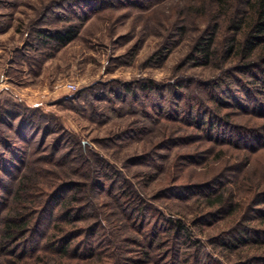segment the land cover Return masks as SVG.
<instances>
[{
  "label": "trees",
  "instance_id": "obj_1",
  "mask_svg": "<svg viewBox=\"0 0 264 264\" xmlns=\"http://www.w3.org/2000/svg\"><path fill=\"white\" fill-rule=\"evenodd\" d=\"M187 16L197 35L186 64L211 68L216 74L204 81L182 79L179 85L162 87L148 82L136 88L121 83L116 89L103 91L120 96L119 104L111 100L114 108L110 112L119 118L134 114L138 119L108 141L117 145L123 138L132 140L131 136L161 138L135 156L141 164L149 155L171 149L165 141L172 137L180 141L201 138L180 145L187 148V155L182 163L177 158L170 165L182 170V166L203 165L227 155L249 165L253 153L264 152V0H204L190 6ZM200 17H206L202 30ZM190 28L178 22L173 32L183 38ZM77 33L79 29L73 25L45 37L66 46ZM139 91L157 93L161 101L148 100L147 104ZM129 96L135 101H129ZM89 100L85 99L90 105ZM91 108L96 112L95 106ZM164 123L187 125L189 129L174 131L169 126L159 135L158 127ZM54 127L53 119L37 108L0 101V145L11 156L0 160V264H223L213 262L200 242L193 241V233L183 220L166 217L146 203L135 185L93 147L76 139L68 145L71 141L65 128L50 141L49 135L57 133ZM39 135L42 137L37 142ZM19 142L24 145L16 146ZM168 157L159 159L165 162ZM224 175L199 183L202 188L197 194L203 201L198 202H204L209 211L198 219H211L202 220L206 227L219 228L218 222L230 225L213 244L230 254L238 253L236 264H243L247 255V264L261 261L264 209L248 222L239 218L242 204L235 187H249L251 179L243 177L232 186L228 174ZM258 188L254 199L264 208V189ZM101 191L130 222L125 229L131 237H123L119 230L117 238L99 220L98 208L105 204L98 200ZM129 246L135 249L130 251ZM132 253L135 255L130 257Z\"/></svg>",
  "mask_w": 264,
  "mask_h": 264
},
{
  "label": "rangeland",
  "instance_id": "obj_2",
  "mask_svg": "<svg viewBox=\"0 0 264 264\" xmlns=\"http://www.w3.org/2000/svg\"><path fill=\"white\" fill-rule=\"evenodd\" d=\"M202 2L204 0H0V101L19 104L23 108L34 107L47 118H52L57 133L49 135L50 141L65 128L71 141L68 145L72 146L76 139L93 147L135 185L146 203L166 217L183 220L193 233V241L200 242L212 255L213 262L236 264L238 253L230 254L213 244L230 225L225 222H218L219 228L201 225L202 220L211 219H198L200 214L209 210L204 202H198L203 200L197 191L202 188L199 183L217 178L218 174H228L232 186L243 177L250 178L251 186L241 190L235 187L242 204L237 216L244 222L256 219V212L264 209L254 199L258 186L264 189V152L253 153L249 165L241 164L243 159L227 155L212 158L203 165L182 166L180 170L170 164H175L177 158L182 163V157L188 152L186 147L182 148L183 144L201 138L180 141L177 136L172 137L165 141V146L171 149L159 150L141 164L137 163L135 156L155 146L161 138L142 140L131 136L132 140L123 138L117 145L108 141L138 119L134 114L119 118L110 112L114 108L111 100L119 104L120 96L107 95L103 91L116 89L121 83H131L139 88L142 83L154 82L165 87L179 85L178 82L183 83L182 79L204 81L214 77L216 71L211 68L186 64L197 35L186 17L187 10ZM182 14L185 16L181 17ZM205 21L206 17L198 19L201 30ZM178 22L191 27L186 37H176L173 32ZM73 25L77 26L79 33L66 46L45 37ZM69 84H74L76 89L69 90ZM78 95L80 98L74 100ZM103 95L106 99L102 98ZM138 95L147 104L148 100L161 101L157 93L139 91ZM85 99H90L92 104ZM128 100L135 101L131 96ZM93 106L96 112L91 108ZM169 126H173L174 131L189 129L187 125L166 126L164 123L158 127V134ZM41 137L39 135L36 141ZM15 145L21 147L24 142ZM162 155L169 156L165 162L159 159ZM10 157L9 150L0 145V160ZM98 200L105 203L98 208V213L107 230L117 238L119 230L123 237H131L130 230L125 229V224L130 222L124 220L114 201L103 191L99 192ZM159 231L165 235L163 230ZM129 249L133 251L135 248L129 246ZM134 255L129 254L130 257ZM247 257H244L243 264L248 263ZM251 264H264V259Z\"/></svg>",
  "mask_w": 264,
  "mask_h": 264
},
{
  "label": "built area",
  "instance_id": "obj_3",
  "mask_svg": "<svg viewBox=\"0 0 264 264\" xmlns=\"http://www.w3.org/2000/svg\"><path fill=\"white\" fill-rule=\"evenodd\" d=\"M67 88H68L69 90H71V91H73V90L76 89V87H75L74 84H69V85L67 86Z\"/></svg>",
  "mask_w": 264,
  "mask_h": 264
}]
</instances>
